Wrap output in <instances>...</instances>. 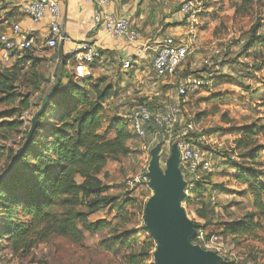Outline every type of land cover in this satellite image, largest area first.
I'll use <instances>...</instances> for the list:
<instances>
[{"label": "rangeland", "instance_id": "rangeland-1", "mask_svg": "<svg viewBox=\"0 0 264 264\" xmlns=\"http://www.w3.org/2000/svg\"><path fill=\"white\" fill-rule=\"evenodd\" d=\"M184 1L187 0L181 2ZM194 1L196 23L193 28L186 24V33L182 36L191 53L181 65L183 73H178L183 77L205 73L207 84L181 104L179 124L170 129L151 126L144 140L134 139L129 144L130 155L108 160L98 181L104 190L102 195L116 198V203L92 212L84 207L76 208L86 214L88 222L101 220L107 228L89 234L77 225L83 235L81 242L58 235H38L43 225L33 229L35 223L22 202H13L9 207L0 204L1 228L8 217L13 226L31 228L26 245L20 249L13 247L0 228V264H128L130 255L139 254L145 256L146 264H156L157 242L147 229L145 219L146 205L154 198V179L147 177L151 151L160 144L157 166L164 174L173 141L189 125L192 130L187 138L192 139L197 149H210L206 141L211 137L223 144L221 149L213 146L212 171L203 175L202 184L190 189L180 203L186 220L195 226V233L197 227L204 226L202 232L209 236L207 241L204 238L197 241L194 234L190 244L202 252L216 253L219 257L217 264H264V210L258 212L253 201L254 192L264 186V48L261 44L264 38V0L249 3L242 0ZM5 19V14L0 11V29ZM252 38L255 41L251 46L247 45ZM218 49L222 50L221 54L208 59L209 53ZM38 55L41 54L32 51L15 57L0 70L12 75L11 92L29 98L30 102V108L20 119L22 127L8 135L6 141L0 139V175L7 172L16 155L22 153L27 138L35 130L34 127L31 131L32 120L38 116L46 94L54 85L43 80V64L34 65L33 60L39 58ZM205 59L209 60L208 65L204 64ZM60 76L67 78L63 71ZM65 79L55 91V97L65 94ZM167 87L162 96L166 104L175 98V87ZM55 97L51 98V103L56 101ZM138 99L136 101L140 102ZM109 100L103 104L106 121L102 132L106 137L114 131L111 121L122 119L125 114H113L110 103H114ZM14 106L16 103L1 106L0 112L11 111ZM143 143L147 144L144 149ZM179 170L187 190L189 176L182 172L180 164ZM139 173H143L144 180L129 187V182ZM23 181L29 182L27 179ZM261 198L264 204L262 193ZM212 200L215 205L211 204ZM201 209L204 220L196 215V210ZM64 211L65 208H58L54 214L60 217ZM246 215H255L254 222L259 223L250 235L230 237L223 234V229L218 230V226L238 223Z\"/></svg>", "mask_w": 264, "mask_h": 264}, {"label": "trees", "instance_id": "trees-1", "mask_svg": "<svg viewBox=\"0 0 264 264\" xmlns=\"http://www.w3.org/2000/svg\"><path fill=\"white\" fill-rule=\"evenodd\" d=\"M2 33L3 27L0 35ZM254 41L255 38H252L247 45L251 46ZM261 44L264 48V38ZM27 53L29 52L14 53L13 58L17 59ZM104 55L101 52V56ZM49 60L53 59L42 57L34 58L33 61L37 66L43 64V80L54 84L55 74L52 76L53 80L47 76L46 65ZM68 64L74 65L72 56L64 58L60 71L67 78L60 76L59 83L48 97L46 108L38 115L35 130L27 138L22 153L15 161L13 171L0 184V204L9 207L13 202H22L32 223H35L33 229L43 225L38 235H58L81 242L82 231L94 234L105 230L107 224L101 220L88 222L86 214L76 211V208L84 207L92 212L116 203V198L102 195L104 190L98 176L103 173L108 160H118L131 154L129 143L134 138L124 120L120 118L111 121L114 128L112 135H104L102 126L106 117L103 104L115 96V91L111 85L106 84L105 79H75L66 69ZM11 76L0 72V107L16 103L11 111L0 112L1 141H6L8 135L22 127V114L30 108L29 98H21L11 92ZM62 79H65V94L55 97L54 93L60 87ZM52 97L56 99L54 103H51ZM262 108L264 113V101ZM12 158L13 152L9 156L10 160ZM24 179L29 182L24 183ZM202 180L203 177L195 189L202 184ZM261 193L264 194V186H259L258 192L253 194L254 208L258 212L264 210ZM58 208H65L60 217L54 214ZM196 215L202 220L205 218L202 209L196 210ZM254 217L255 215H246L238 223L218 226V230L223 229V234L230 237L250 235L259 227V223L254 222ZM11 223L8 217L3 228L0 227L2 234L8 237L13 247L23 248L31 228L13 226ZM204 228L197 227L202 231ZM203 233L207 241L209 236ZM146 262L145 256L140 254L130 255L128 258V264Z\"/></svg>", "mask_w": 264, "mask_h": 264}, {"label": "built area", "instance_id": "built-area-1", "mask_svg": "<svg viewBox=\"0 0 264 264\" xmlns=\"http://www.w3.org/2000/svg\"><path fill=\"white\" fill-rule=\"evenodd\" d=\"M91 1H94L97 6L108 3V0H86V2ZM147 1L154 2L156 0ZM177 8L178 13L193 28L197 14L195 1H184ZM23 14L34 24L40 23L48 16L50 25L46 31V36L40 41L32 34L23 32L18 24L11 25L9 33L4 32L0 35V69L11 63L14 53L32 52L35 49L43 52L53 51L63 41L60 30V10L56 0H28L23 7ZM94 27L102 28L112 37L125 38L129 42H135L141 37L138 30L130 27V22L126 18H114L96 13ZM147 52H150L151 55V87L153 89L151 98L149 101L138 103L122 117L130 134L136 140H144L151 126L170 129L179 124L181 122V104L185 103L187 98L196 94L207 84L205 73L177 78L181 65L191 53L190 47L183 40L165 36L153 46L146 45L139 49V55ZM221 52V49L211 51L208 59L216 58ZM69 56L73 57L74 65L71 74L75 79L93 78V69L103 57L96 46L89 42L79 45L67 57ZM208 59H205V65H208ZM60 61L61 57H55V59L47 62V68L53 67L55 69L52 76L55 74ZM131 68V58L123 59L122 69L129 71ZM169 85L175 87V98L166 104L162 101L163 92L161 88ZM165 96L168 97L167 94ZM191 130L190 125L183 128L179 136L173 141L177 144L179 150L181 170L189 176L190 184L188 189L184 191L185 195L189 194L188 191L195 187L203 175H207L212 171L214 165L213 146L216 145L218 149L223 147L222 143L211 137L210 140L206 141V145L210 149L204 151L197 149L196 145L192 144V139L187 138ZM167 142L169 143V141ZM146 146L147 144L143 143L142 149ZM143 180V173H139L129 182L128 186L132 187L140 184ZM211 204L215 205L214 200L211 201ZM195 238L197 241H203L204 233L202 230L198 229L196 231Z\"/></svg>", "mask_w": 264, "mask_h": 264}, {"label": "crops", "instance_id": "crops-1", "mask_svg": "<svg viewBox=\"0 0 264 264\" xmlns=\"http://www.w3.org/2000/svg\"><path fill=\"white\" fill-rule=\"evenodd\" d=\"M27 1L0 0V5H3L0 11L6 16L2 26L3 33H9V27L18 24L23 32L30 33L41 41L46 36L50 19L46 16L40 23H32L23 14V7ZM56 1L60 10V30L63 41L53 51L43 52L35 49L34 52L41 54L37 57L42 58V55L51 59L61 55L67 57L79 45L89 42L94 44L100 52L105 53L93 69V79H105L106 84L111 85L115 91V96L109 100L114 103L113 105L110 103V107L114 109L113 114L120 116L121 113H127L135 105L141 103L142 100V102L149 101L153 92L151 55L150 52L139 55V49L146 45L153 46L165 36L182 40L187 28L186 21L177 10L182 0H156L154 2L108 0V3L103 6H97L94 1L86 2V0ZM96 13L128 19L130 27L140 32V39L129 42L125 38L112 37L102 28H95ZM125 58L132 60V68L129 71L122 69V60ZM66 69L71 74L73 65L68 64ZM54 70L53 67L47 70V76L51 77V80ZM182 70L181 67L179 71ZM179 73H177L178 79L185 78ZM161 89L164 92L168 87L163 86ZM137 98L140 102L136 101ZM138 150H141V147Z\"/></svg>", "mask_w": 264, "mask_h": 264}, {"label": "water", "instance_id": "water-1", "mask_svg": "<svg viewBox=\"0 0 264 264\" xmlns=\"http://www.w3.org/2000/svg\"><path fill=\"white\" fill-rule=\"evenodd\" d=\"M60 57V64L55 71L56 80L45 96L43 107L60 80V71L64 63V57L62 55ZM43 107L37 115L42 112ZM37 117L32 120L31 131L35 127ZM159 147L160 144H157L151 151V164L147 177L154 179V198L149 200L145 210L147 229L157 242L156 264H217L219 257L216 253L202 252L198 247L190 244L195 234V226L186 220L180 209V203L185 197L186 184L179 170L180 155L177 144L172 145L171 158L164 174L157 166ZM19 154L20 152L13 159L9 170L0 175V182L11 174Z\"/></svg>", "mask_w": 264, "mask_h": 264}]
</instances>
